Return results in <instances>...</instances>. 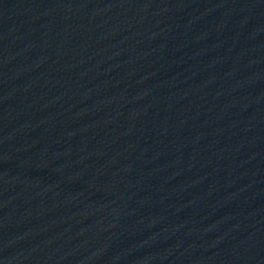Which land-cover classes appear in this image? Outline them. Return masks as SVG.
I'll use <instances>...</instances> for the list:
<instances>
[{"label": "water", "instance_id": "obj_1", "mask_svg": "<svg viewBox=\"0 0 264 264\" xmlns=\"http://www.w3.org/2000/svg\"><path fill=\"white\" fill-rule=\"evenodd\" d=\"M0 264H264V0H0Z\"/></svg>", "mask_w": 264, "mask_h": 264}]
</instances>
